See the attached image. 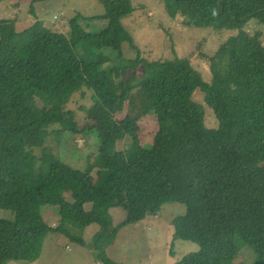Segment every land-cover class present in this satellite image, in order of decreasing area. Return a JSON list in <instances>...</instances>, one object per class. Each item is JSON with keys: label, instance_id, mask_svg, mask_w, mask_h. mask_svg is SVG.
I'll list each match as a JSON object with an SVG mask.
<instances>
[{"label": "trees", "instance_id": "16d2710c", "mask_svg": "<svg viewBox=\"0 0 264 264\" xmlns=\"http://www.w3.org/2000/svg\"><path fill=\"white\" fill-rule=\"evenodd\" d=\"M162 1L188 28L235 32L211 58L209 80L177 56L147 62L137 51L134 59L123 57L124 44L136 49L122 24L134 12L132 0H102L103 15L89 19L105 21L96 31L86 30L79 15L66 34L39 20L21 32L14 21L0 20V210L12 215L0 219V264L35 261L50 232L73 240V227L90 225L98 232L89 248L100 264H116L104 249L118 231L157 216L167 202L186 206L172 222L173 240L199 248L174 264H236L244 249L254 254L251 264H264V48L261 33L246 30L250 21L264 27V0ZM217 63H224V74ZM139 67L142 73L134 74ZM80 86L97 87L94 109L115 123L113 131L98 123L88 129L99 144L84 171L46 149L39 156L33 151L52 127L80 133L60 107ZM202 104L217 128L205 126ZM145 114L157 126L150 147L136 136ZM125 138L131 145L115 150ZM94 169L106 172L100 191L92 188ZM66 194L91 202L90 213L75 211ZM47 206L58 207L56 227L43 221ZM115 208L125 219L113 226L109 211Z\"/></svg>", "mask_w": 264, "mask_h": 264}, {"label": "rangeland", "instance_id": "374dc122", "mask_svg": "<svg viewBox=\"0 0 264 264\" xmlns=\"http://www.w3.org/2000/svg\"><path fill=\"white\" fill-rule=\"evenodd\" d=\"M101 1L47 0L42 3H32V0H2L0 20L14 21L18 32L39 20L51 31L66 34L69 20L79 15L81 25L86 30L96 31L105 25V21L89 19L103 15ZM132 5L134 12L124 18L122 24L131 34L136 49L124 44V58H136L137 51L138 58L147 62L171 60L177 56L190 60L205 80L210 79L211 58L216 54L219 46L235 32L188 28L183 22L169 16L162 0H132ZM246 30L250 35L255 32L261 33L260 46L264 48V27L256 21H250ZM216 69L222 74L226 72L224 63H217ZM141 73V67L134 71V74ZM96 88L80 86L62 99L60 106L62 111L70 113L80 133L73 134L63 131L60 127H52L44 146L33 147L36 155H41L42 150L46 149L71 168L80 171L87 169V162L96 155L99 144L96 135L88 132V129L102 124L101 127L106 131L115 130V123L107 121L95 110L94 105L99 104L95 95ZM138 94V105L145 109L147 99L141 90ZM194 100L202 103V97L198 93L195 94ZM202 105L205 112V126L209 129L217 128L218 122L212 111ZM156 130L157 126L151 115L145 114L140 117L136 124V136L140 145L150 147ZM130 145V138H125L116 143L115 150L125 151ZM91 177L93 190H102L106 172L94 169ZM65 200L71 202L75 211L83 215H88L92 209L91 202L76 203L70 194H66ZM109 213L113 226L122 223L125 219V212L120 208L111 209ZM185 213L184 204L164 203L157 216H149L138 223L121 228L113 243L104 249L105 256L116 264H174L186 255L197 252L199 248L196 244L173 240L172 222ZM11 216L9 211L0 210V219H11ZM42 218L49 227H56L59 223L58 207L42 208ZM97 232V225L82 229L73 227L72 234L75 237L73 240L50 232L43 240L40 255L35 261H10L7 264H100L93 250L89 248ZM253 258L252 251L241 250L236 264H251Z\"/></svg>", "mask_w": 264, "mask_h": 264}]
</instances>
